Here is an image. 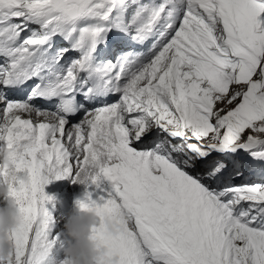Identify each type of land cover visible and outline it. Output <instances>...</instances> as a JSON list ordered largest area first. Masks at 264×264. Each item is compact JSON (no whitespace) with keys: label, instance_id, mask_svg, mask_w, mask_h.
Here are the masks:
<instances>
[{"label":"snow or ice","instance_id":"snow-or-ice-1","mask_svg":"<svg viewBox=\"0 0 264 264\" xmlns=\"http://www.w3.org/2000/svg\"><path fill=\"white\" fill-rule=\"evenodd\" d=\"M261 13V0H0L4 116L44 118L17 115L0 137L31 176L9 190L22 222L6 264H60L44 186L81 169L99 174L77 201L100 217L97 264H264Z\"/></svg>","mask_w":264,"mask_h":264},{"label":"clouds","instance_id":"clouds-1","mask_svg":"<svg viewBox=\"0 0 264 264\" xmlns=\"http://www.w3.org/2000/svg\"><path fill=\"white\" fill-rule=\"evenodd\" d=\"M16 116H5V121L0 125V137L7 135V129L12 126ZM49 122H54L56 117L46 115ZM23 151L18 148L10 149L6 144L0 146V264H6L14 252V241L11 238L22 222V214L14 196L10 195V188L23 183H31V176L23 168H17L16 160L22 158ZM98 173H91L88 169L78 170L76 183L86 185ZM100 217L95 208L81 209L70 213L63 220V234L66 247L63 249L64 264H97L99 257L105 254L98 240L93 238V229L98 226ZM104 228L110 234L120 231V218L105 216ZM115 264V258H113Z\"/></svg>","mask_w":264,"mask_h":264},{"label":"bare ground","instance_id":"bare-ground-1","mask_svg":"<svg viewBox=\"0 0 264 264\" xmlns=\"http://www.w3.org/2000/svg\"><path fill=\"white\" fill-rule=\"evenodd\" d=\"M233 90L234 87H233ZM28 116L29 117H34L33 114H30L28 113ZM34 120L36 122H39V121H43L44 118L42 116H38V117H34ZM65 184V185H64ZM86 188L85 185H81V184H78V183H73L72 179L71 178H68V179H64V180H60L56 183L55 180L52 181V184L49 183L47 185L44 186V192L46 195H49L51 197H53V200L46 205V207H48L49 211L52 213L53 217H54V212L57 211V208H56V201L58 200V205L60 207V201H63V200H66L68 198H71L73 200H76V197H78V199H83L84 198V194H79V192L81 191V189H84ZM64 194L62 195V197L60 196H56V195H59L61 192L65 191ZM56 197L58 198L56 200ZM95 198V196H94ZM100 201H98L99 203ZM59 210V209H58ZM73 212L75 211V208L72 207L71 209ZM70 212V210L68 208H65V212ZM60 213V211H59ZM61 217H63L64 219H66V214L63 213V215L61 214ZM55 218V217H54ZM56 220V223H57V219L55 218Z\"/></svg>","mask_w":264,"mask_h":264},{"label":"rangeland","instance_id":"rangeland-1","mask_svg":"<svg viewBox=\"0 0 264 264\" xmlns=\"http://www.w3.org/2000/svg\"><path fill=\"white\" fill-rule=\"evenodd\" d=\"M252 179H255V177H252ZM235 183H240V181L237 180V181H235ZM64 192H66V190L61 192L59 195H56V196L57 197L58 196L62 197ZM81 194H84V193H81ZM57 197H56V200L58 199ZM57 205H58V200L56 201L57 211L54 212V217L57 219L55 232L59 234V240H60V245L58 246V249H57L58 260H59L60 264H63V261L65 260V256L63 254V249L66 247V242H65V237H64V234H63V220H64V218L61 217V214L63 215V213H65L66 217H67L70 213L73 212L71 210L72 207H74L75 211H76L77 210V200H73L71 198H68L66 200L60 201V207L57 206ZM65 208H68L70 210V212L69 211L65 212ZM59 211H60V213H59Z\"/></svg>","mask_w":264,"mask_h":264}]
</instances>
